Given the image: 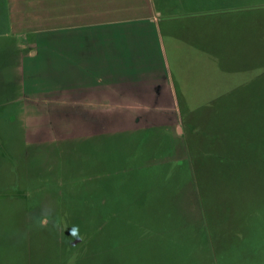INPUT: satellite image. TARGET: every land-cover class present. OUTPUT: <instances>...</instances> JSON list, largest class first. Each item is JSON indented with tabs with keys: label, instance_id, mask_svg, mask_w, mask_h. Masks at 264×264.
I'll return each instance as SVG.
<instances>
[{
	"label": "crops",
	"instance_id": "1",
	"mask_svg": "<svg viewBox=\"0 0 264 264\" xmlns=\"http://www.w3.org/2000/svg\"><path fill=\"white\" fill-rule=\"evenodd\" d=\"M232 1L3 0L0 107L24 121L27 264H219L169 48ZM131 182L154 207L130 208Z\"/></svg>",
	"mask_w": 264,
	"mask_h": 264
},
{
	"label": "rangeland",
	"instance_id": "2",
	"mask_svg": "<svg viewBox=\"0 0 264 264\" xmlns=\"http://www.w3.org/2000/svg\"><path fill=\"white\" fill-rule=\"evenodd\" d=\"M3 0H0V15L4 13ZM196 13L188 23V34L197 39L190 44L180 41L174 49L169 48L170 66L173 75L177 78L179 91L183 102L188 109L208 103L213 98L225 94L235 87L242 85L240 79L253 75L256 80L254 89L240 88L239 92L230 95L226 100L231 103L230 108L238 115L242 110V101L253 93L256 97L264 94V0H234L229 2L228 7ZM230 31L231 40H238L239 48L232 42L229 48L227 34ZM238 34L233 39L232 34ZM169 37V36H168ZM0 41L6 48L9 40L0 37ZM171 41V40H170ZM169 43V42H168ZM170 45V43H169ZM170 47V46H169ZM209 52L215 56H206ZM243 55V62L236 61L237 54ZM255 57V66L251 70L247 68L245 57ZM189 54V55H188ZM235 67L239 72H232ZM244 68V69H243ZM189 85L190 88H184ZM0 107V264H27L30 236L26 226V202L24 199V121L22 115L12 112L10 115ZM205 111V109H204ZM201 116L209 115L204 112ZM175 122L173 130H182V121L179 116L171 120ZM119 127V126H117ZM9 164H11L9 166ZM138 170L132 169V172ZM136 180H139L136 178ZM185 186V185H184ZM116 196L123 192L119 187ZM183 191L181 205L185 209L194 208L195 198L192 185ZM90 190V185L85 186ZM125 191L130 194L133 206L139 203V199L148 197L145 186L135 182L127 185ZM20 197V199H18ZM22 198V199H21ZM134 199H136L134 203ZM256 197H250L249 203L255 204ZM143 207H154V202L144 200ZM122 203L117 200V208ZM248 220L247 232L251 235L262 234L264 236V212H257ZM255 264H264L262 258L255 259Z\"/></svg>",
	"mask_w": 264,
	"mask_h": 264
},
{
	"label": "trees",
	"instance_id": "3",
	"mask_svg": "<svg viewBox=\"0 0 264 264\" xmlns=\"http://www.w3.org/2000/svg\"><path fill=\"white\" fill-rule=\"evenodd\" d=\"M227 34V46L236 44ZM237 39L238 34H232ZM233 42V44H232ZM239 48V47H238ZM245 57L247 68L255 66L254 54ZM243 62V55L234 56ZM244 69V68H243ZM232 72H239L235 67ZM253 75L242 85L206 104L188 109L177 89L185 136L198 191L215 244L219 264H255L264 255V236L248 234V220L264 212V94L254 91L238 115L226 99L240 88L254 89ZM206 112L207 116H201ZM250 197H256L253 205ZM260 264V263H259Z\"/></svg>",
	"mask_w": 264,
	"mask_h": 264
}]
</instances>
